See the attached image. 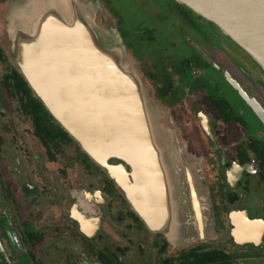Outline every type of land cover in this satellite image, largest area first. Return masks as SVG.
<instances>
[{
  "label": "flooded vegetation",
  "instance_id": "af4514ba",
  "mask_svg": "<svg viewBox=\"0 0 264 264\" xmlns=\"http://www.w3.org/2000/svg\"><path fill=\"white\" fill-rule=\"evenodd\" d=\"M92 1L97 22L119 32L155 108L168 224L152 229L166 215L161 201L140 217L37 98L15 64L8 28L10 6L19 24L37 9L0 0V264H134L130 247L112 242L130 231L142 244L140 264H197L213 253L228 258L215 264H235L238 253L214 245L220 235L235 252H262L263 69L174 0H141L144 21L131 37L106 0ZM162 36L170 51L154 45ZM151 248L155 262L145 257Z\"/></svg>",
  "mask_w": 264,
  "mask_h": 264
},
{
  "label": "water",
  "instance_id": "95a60500",
  "mask_svg": "<svg viewBox=\"0 0 264 264\" xmlns=\"http://www.w3.org/2000/svg\"><path fill=\"white\" fill-rule=\"evenodd\" d=\"M174 1L214 23L264 71V0ZM25 5L37 9L31 23L14 21L17 5L9 10L19 72L138 215L145 217V210L161 201L165 218L151 228L167 226L169 193L153 131L155 108L119 32L98 24L99 7L92 0H28ZM112 158L119 163L112 164Z\"/></svg>",
  "mask_w": 264,
  "mask_h": 264
},
{
  "label": "rangeland",
  "instance_id": "374dc122",
  "mask_svg": "<svg viewBox=\"0 0 264 264\" xmlns=\"http://www.w3.org/2000/svg\"><path fill=\"white\" fill-rule=\"evenodd\" d=\"M108 7L112 10L115 9L117 11L121 18H122V24L129 31L130 37L132 36L135 31L139 30L141 27V24L144 21L143 15H142V7L145 5H148L143 2H140L141 0H106ZM152 7H159L158 3L155 1L157 0H149ZM148 7V6H147ZM97 17V16H96ZM97 20V19H96ZM99 24V23H98ZM103 27V26H102ZM105 28V27H104ZM154 45L158 46L159 48L165 47L169 51L171 50V46L168 44L166 38L164 36L160 37L157 42L154 43ZM181 56V55H180ZM224 236L220 235L217 237V240L214 241V245H218L220 247L226 248L227 250H232L234 254L238 253V256L235 259V264H264V250L260 253L253 252V251H238L235 252L233 249L230 248L229 245L224 244ZM113 244L115 243L116 246H129L130 247V253H128L126 259L130 260L134 264H140L141 261L138 262L140 254H142L141 251V241L138 237L137 232L130 231L127 232L126 238L119 237V238H112ZM144 247V246H143ZM145 248V247H144ZM182 248H178V250H181ZM186 249V248H185ZM145 257L150 262H155L157 260V257L154 253V249L146 250Z\"/></svg>",
  "mask_w": 264,
  "mask_h": 264
},
{
  "label": "trees",
  "instance_id": "16d2710c",
  "mask_svg": "<svg viewBox=\"0 0 264 264\" xmlns=\"http://www.w3.org/2000/svg\"><path fill=\"white\" fill-rule=\"evenodd\" d=\"M226 261H228L227 257L222 258V256H217L215 255V253H213L212 255H202L201 257H199L198 255L197 259L195 260L197 264H206V263L215 264L218 262H226Z\"/></svg>",
  "mask_w": 264,
  "mask_h": 264
}]
</instances>
